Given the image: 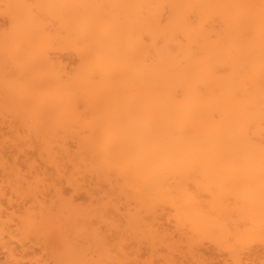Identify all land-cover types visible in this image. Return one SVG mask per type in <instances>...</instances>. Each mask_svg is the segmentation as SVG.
I'll return each mask as SVG.
<instances>
[{
    "label": "bare ground",
    "instance_id": "obj_1",
    "mask_svg": "<svg viewBox=\"0 0 264 264\" xmlns=\"http://www.w3.org/2000/svg\"><path fill=\"white\" fill-rule=\"evenodd\" d=\"M8 1L0 228L17 219L44 264H205V240L247 264L264 242V0Z\"/></svg>",
    "mask_w": 264,
    "mask_h": 264
},
{
    "label": "rangeland",
    "instance_id": "obj_2",
    "mask_svg": "<svg viewBox=\"0 0 264 264\" xmlns=\"http://www.w3.org/2000/svg\"><path fill=\"white\" fill-rule=\"evenodd\" d=\"M5 0H0V33L1 32H5L7 29H10V23H12V18H9V17H11L10 15V13H14V10L15 9H13V11H12V9L11 8H8V7H11L10 6V3H9V1L8 0H6V2L8 1V4H9V6H8V4H5V2H4ZM11 10V11H10ZM7 12H8V14H9V16H8V14H7ZM10 12V13H9ZM11 19V20H10ZM55 26H56V23H55ZM57 27V26H56ZM5 30V31H4ZM7 31H9V30H7ZM55 42H53V44H54ZM56 44V45H55ZM54 44V46L55 47H57L58 46V48H55V50H51L52 51V53H51V56L56 60L57 59V61H61V62H63L64 63V65L66 64L69 68H71V67H73V66H76L78 63L77 62H79V59H77V56L75 57V56H73L72 57V52H70V55H71V57H70V55H69V52H68V49L66 50V51H64L63 50V47L61 46V45H57V42ZM62 47V51L60 50V48ZM52 49H53V47H52ZM57 49H59V50H57ZM65 49V48H64ZM68 54V55H67ZM73 55H75L74 53H73ZM79 58V57H78ZM2 61V60H1ZM2 63V62H1ZM62 63V64H63ZM67 67V68H68ZM8 69V68H7ZM9 70H10V68H9ZM68 70H70V69H68ZM72 70V69H71ZM7 110H9V111H11V109H7ZM7 111H5L4 113L5 114H7L6 113ZM3 113V114H4ZM9 113V112H8ZM11 113V112H10ZM4 114V115H5ZM8 115V114H7ZM8 116H10V114L8 115ZM7 116V117H8ZM5 129L3 130V134L5 133V134H9V131L10 130H8V128L7 127H4ZM2 133V132H1ZM0 133V134H1ZM10 135V134H9ZM8 135V136H9ZM11 136V135H10ZM9 136V137H10ZM6 137V136H5ZM75 144V143H74ZM71 147H72V145H71ZM76 147V145H73V149ZM72 148H71V150H73ZM76 149V148H75ZM74 149V150H75ZM26 150H28L29 151V149H26ZM32 151H35L34 149H31V151H29L30 153L32 152ZM16 151L14 150V153H15ZM29 153V157L32 155V153L30 154ZM37 153V152H36ZM35 154V153H34ZM37 155V154H36ZM38 157H39V155H37ZM29 157H28V160H29ZM31 157H33V155L31 156ZM35 157V156H34ZM37 157V159H36V157H35V161H36V164H35V162H33L34 164H31V165H33V169H31V171L32 170H35V169H37L36 168V166H37V164H38V166L41 164H43V162L40 160L39 161V159L41 158V157H39L38 158ZM21 158V157H20ZM23 159H25V158H23ZM23 159H21V160H23ZM20 160V159H19ZM20 160V161H21ZM31 160H34V158L32 159L31 158ZM23 162V161H22ZM30 162V161H29ZM46 162V161H45ZM44 162V164H45V166H47L46 165V163H48V162H46L45 163ZM31 163V162H30ZM22 164V163H21ZM49 164V163H48ZM36 165V166H35ZM40 165V166H41ZM39 166V167H40ZM43 166V165H42ZM50 166V164L47 166V167H49ZM53 166V165H52ZM38 167V168H39ZM25 168V167H24ZM44 168V167H43ZM25 169H27V167L25 168ZM40 169V172H43V171H41V169H42V167L41 168H39ZM45 169H46V167H45ZM48 169H51V168H48ZM47 169V170H48ZM43 170V169H42ZM37 172H38V169L36 170ZM36 171H34V172H36ZM65 171H66V169H65ZM33 172V171H32ZM33 172V173H34ZM38 174V173H37ZM43 174V173H42ZM42 174H40V176L42 177ZM45 174V173H44ZM43 174V175H44ZM12 175V174H11ZM87 175V174H86ZM13 176V175H12ZM32 176V175H31ZM85 176V175H84ZM87 176H89V175H87ZM17 177V176H16ZM16 177H10L8 180H11L12 182H9V183H12V184H15L14 182H13V179L14 180H16ZM43 177H45L44 179H46V177L47 176H43ZM86 177V176H85ZM5 178V177H4ZM3 178V179H4ZM8 178V177H7ZM29 178H31V177H29ZM48 178V177H47ZM88 178V177H87ZM87 178H85V179H83L84 181V185L85 186H83L84 188H87L88 189V191H89V189H91L92 187H96V188H98L99 190L98 191H100V193H101V190H100V187L98 186V185H95V184H93V183H91L90 181H89V179H88V181L86 180ZM90 178V177H89ZM5 180V182H6V179H4ZM3 180V181H4ZM8 180H7V183H8ZM17 181V180H16ZM82 182V183H83ZM8 183V184H9ZM65 183V182H64ZM81 183V184H82ZM8 184H5V185H8ZM90 184H93V186L92 187H90ZM88 187H90V188H88ZM62 188H63V190H65L64 191V193L66 194V195H69L70 196V194H72V192H71V190H73L70 186L68 187L66 184H64L63 186H62ZM95 188V189H96ZM87 189H85V190H87ZM94 189V188H93ZM83 190V189H82ZM85 190H83L80 194H78L77 193V195H75V198H77V201L78 202H83V205L85 204L84 202H86L85 201V199H86V197L88 198V199H90L88 196H86V194H85ZM74 191V190H73ZM81 191V190H80ZM80 191H76V192H80ZM95 191V190H94ZM96 193H98L97 191H95ZM99 193V194H100ZM16 193H14L13 194V196H18V193H17V195H15ZM74 194V193H73ZM76 194V193H75ZM98 194V196L97 197H99V196H101V195H99ZM87 199V200H88ZM76 201V202H77ZM77 202V203H78ZM87 203H88V201H87ZM3 204H4V208L5 207H7L8 205H7V203L6 202H3ZM79 204H82V203H79ZM11 211V209H9V211H8V214H9V212ZM5 217H7V216H3V218L5 219ZM10 224H8L9 226H11V227H9V229L7 228H5L6 230H7V232H6V230L4 229H1L0 230V232L2 233V235L4 236V234L6 235L5 236V239H6V242H8V243H6L5 245H8L7 247L4 245V243L2 242V240H0L1 242H0V244H3L4 246H2V245H0V264H14L15 262H18L19 263V261H17L18 259L20 260V261H22V263L21 264H38V263H40L41 262V264L43 263L44 264V262L43 261H45V260H51L50 258H48V257H46L47 255H45L46 254V252L43 250V249H41L42 247L40 246H38V245H35V243H36V238H37V236H35L34 235V237H36L35 238V240H34V237L31 235H29L28 236V234L27 235H25V234H23V235H25V236H27V237H22V236H20V235H18L16 232L17 231H13L15 228V230H18V228L20 227V226H18V228H17V225H15L16 224V222H17V219H14L13 217H11L10 219ZM159 222L163 225V226H168V225H170V223H167L165 220H159ZM7 223H9V221L7 222ZM1 226V225H0ZM2 227V226H1ZM8 227V226H7ZM10 228H11V230H10ZM21 229V228H20ZM19 229V230H20ZM25 229V228H24ZM8 230H10V232L12 231L13 233H10ZM23 230V229H22ZM22 230L20 231L21 233H22ZM28 230V229H27ZM4 231V232H3ZM7 234H9V235H7ZM19 232V231H18ZM28 232H32V231H28ZM27 232V233H28ZM0 233V234H1ZM23 233H25V232H23ZM14 234H16V236H13ZM32 234H33V232H32ZM10 236V237H9ZM1 237V236H0ZM3 239V238H2ZM4 241V240H3ZM5 242V241H4ZM144 247H146V246H144ZM144 247H143V249H144ZM9 249H12V250H14V253H12V251H11V254H15L16 255V257H17V260H12V261H15L14 263L12 262V263H10L11 262V260L9 261ZM146 250V251H145ZM142 251H145V252H142ZM199 251H200V254L202 255V257L204 258V261H205V264H231V261L229 260V257H228V254L226 253V251H220V250H217V248H215V245L214 244H212V243H210L209 241H207V240H205V241H203L202 242V244H201V246L199 247ZM146 252H148L147 251V249H144V250H142L141 249V254H140V260L143 262V261H145L147 258H148V255H147V258H146ZM14 256V255H13ZM15 257V258H16ZM8 258V259H7ZM13 258V257H12ZM11 258V259H12ZM48 258V259H47ZM243 258H244V260L246 261V263L247 264H254L255 262H259V261H261L262 259H264V242H254V243H252L248 248L246 247V250L244 251V254H243ZM47 262H49V261H47ZM52 264H54L53 262H51ZM181 264H188V262H186V260L185 261H182L181 262Z\"/></svg>",
    "mask_w": 264,
    "mask_h": 264
}]
</instances>
